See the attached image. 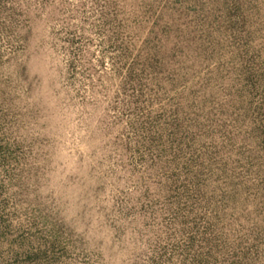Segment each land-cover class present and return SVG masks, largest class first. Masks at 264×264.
<instances>
[{"label":"rangeland","instance_id":"1","mask_svg":"<svg viewBox=\"0 0 264 264\" xmlns=\"http://www.w3.org/2000/svg\"><path fill=\"white\" fill-rule=\"evenodd\" d=\"M0 264H264V0H0Z\"/></svg>","mask_w":264,"mask_h":264}]
</instances>
